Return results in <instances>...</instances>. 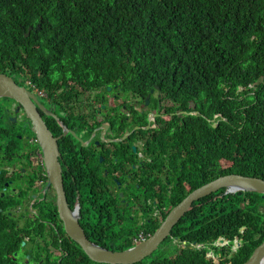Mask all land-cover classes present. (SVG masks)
<instances>
[{
  "label": "trees",
  "instance_id": "1",
  "mask_svg": "<svg viewBox=\"0 0 264 264\" xmlns=\"http://www.w3.org/2000/svg\"><path fill=\"white\" fill-rule=\"evenodd\" d=\"M38 24L47 68L59 60L77 81H114L119 74L131 86L139 73L144 89L186 88L204 100L206 119L220 114L227 121L217 129L205 121V177L182 190L173 207L219 177L264 181V0H0V45L8 46L12 29ZM158 228L146 223L133 237L143 232L147 239ZM132 234L113 242L129 249L136 244ZM11 235L0 223V259ZM219 239L226 245L216 246ZM263 240L261 195L222 189L193 203L157 253L138 264H217L206 258L209 252L218 264H243ZM171 246L174 252L166 255ZM65 262L96 264L80 248L70 249Z\"/></svg>",
  "mask_w": 264,
  "mask_h": 264
},
{
  "label": "flooded vegetation",
  "instance_id": "2",
  "mask_svg": "<svg viewBox=\"0 0 264 264\" xmlns=\"http://www.w3.org/2000/svg\"><path fill=\"white\" fill-rule=\"evenodd\" d=\"M36 29H12L0 48V76L16 91L0 96V223L12 234L0 264H67L80 248L60 221L30 115L56 143L66 205L90 242L114 251L131 230L135 241L146 223L160 226L180 192L204 179L202 129L221 123L188 89H144L139 73L131 86L119 74L77 81L59 60L47 68L45 42L22 40Z\"/></svg>",
  "mask_w": 264,
  "mask_h": 264
},
{
  "label": "water",
  "instance_id": "3",
  "mask_svg": "<svg viewBox=\"0 0 264 264\" xmlns=\"http://www.w3.org/2000/svg\"><path fill=\"white\" fill-rule=\"evenodd\" d=\"M13 93H16V91H13L12 88L10 89L7 81L0 76V96L13 97ZM29 117L34 122L33 133L36 135L45 157L48 184H51L56 195V208L60 221L63 222L67 236L80 246L83 253L93 263L138 264L153 256V254L159 250L164 240L170 236L173 227L191 210L193 203L206 198V196L216 194L222 189L226 190V194H235L239 192L256 193L261 195V198L264 199V181L261 179L239 175L219 177L186 194L185 198L168 212L165 220L156 232L146 240L123 251L103 249L88 240L79 224L78 211L75 210L76 212H74L66 205L62 190L60 168L57 163L58 152L55 141L37 115H30ZM240 207L242 208L243 206L240 205ZM219 242L220 245H226L223 239H220ZM183 245H185V243H183ZM192 246L197 247V244H192ZM236 247H239V245L236 244ZM216 263L218 264L219 262ZM243 264H264V240L253 250L248 260Z\"/></svg>",
  "mask_w": 264,
  "mask_h": 264
},
{
  "label": "clouds",
  "instance_id": "4",
  "mask_svg": "<svg viewBox=\"0 0 264 264\" xmlns=\"http://www.w3.org/2000/svg\"><path fill=\"white\" fill-rule=\"evenodd\" d=\"M39 27H40V25L38 24V27H37V29L35 30L36 31V33H30V34H28V36H27V38L26 39H32V38H36L37 40H42V39H44L45 38V31L43 30V28L42 27H40V31H37L38 29H39ZM41 32H44V37L42 38V36H41ZM3 45H5V48H6V45H7V43H2L1 45H0V48L1 49H5V48H2V46ZM44 54H45V52H44ZM2 77V76H1ZM221 115L219 114V115H216L215 116V121H219V120H221V122H227V121H225L224 119H223V117H220ZM217 125H218V127H219V123H214L212 126H213V129H217L218 127H217ZM226 191V190H225ZM240 193V192H239ZM262 200H264V199H262ZM178 204V203H177ZM149 238V237H148ZM144 240H146V238H145V235H144V233L143 232H141L140 234H139V236L135 239V245H137V244H139V243H141L142 241H144ZM220 240V239H219ZM219 240H218V242L216 243V246H219V247H222V246H225V245H220V242H219ZM96 245V244H95ZM175 246H177V247H181L182 245H178V244H175ZM191 246V248H193V249H197V250H201L202 248H203V246L202 245H198L197 244V247L196 246H192V245H190ZM183 247V246H182ZM206 258L207 259H212L214 262H215V258H216V256H214V254L213 253H211V252H209V253H207L206 254ZM219 262V261H218ZM216 263V262H215Z\"/></svg>",
  "mask_w": 264,
  "mask_h": 264
},
{
  "label": "rangeland",
  "instance_id": "5",
  "mask_svg": "<svg viewBox=\"0 0 264 264\" xmlns=\"http://www.w3.org/2000/svg\"><path fill=\"white\" fill-rule=\"evenodd\" d=\"M261 199H262V198H261ZM261 203H262V202H261ZM261 203H260V205H261ZM173 244L175 245L176 243H173ZM182 246H183V245H182ZM182 246H181V247H182ZM168 251H169V252L166 253V255L172 254L171 252H174V247L171 246V247L168 249ZM156 253H157V252H156ZM156 253H155V254H156ZM218 261H219V258L216 257V258H215V262H218Z\"/></svg>",
  "mask_w": 264,
  "mask_h": 264
}]
</instances>
